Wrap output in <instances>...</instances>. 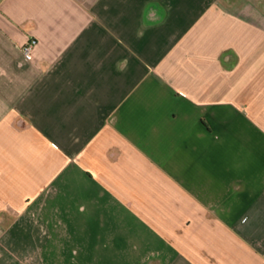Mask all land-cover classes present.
Instances as JSON below:
<instances>
[{
  "label": "crops",
  "instance_id": "crops-1",
  "mask_svg": "<svg viewBox=\"0 0 264 264\" xmlns=\"http://www.w3.org/2000/svg\"><path fill=\"white\" fill-rule=\"evenodd\" d=\"M0 264H264V0H0Z\"/></svg>",
  "mask_w": 264,
  "mask_h": 264
},
{
  "label": "built area",
  "instance_id": "built-area-1",
  "mask_svg": "<svg viewBox=\"0 0 264 264\" xmlns=\"http://www.w3.org/2000/svg\"><path fill=\"white\" fill-rule=\"evenodd\" d=\"M35 44H36L35 40H31L29 43L21 47V52L24 55L25 59L28 61L33 60V51L35 48Z\"/></svg>",
  "mask_w": 264,
  "mask_h": 264
}]
</instances>
